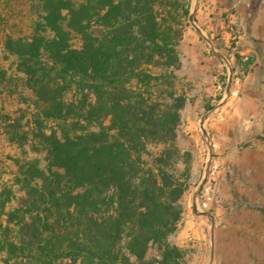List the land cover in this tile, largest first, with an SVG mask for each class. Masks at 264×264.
I'll use <instances>...</instances> for the list:
<instances>
[{
  "label": "trees",
  "instance_id": "obj_1",
  "mask_svg": "<svg viewBox=\"0 0 264 264\" xmlns=\"http://www.w3.org/2000/svg\"><path fill=\"white\" fill-rule=\"evenodd\" d=\"M27 1L32 34L4 47L30 102L0 116V127L43 158L16 160L17 193L0 192V264H186L169 237L187 190L174 169L184 160L187 176L191 159L177 145L186 98L176 90L182 34L172 22L188 7Z\"/></svg>",
  "mask_w": 264,
  "mask_h": 264
},
{
  "label": "rangeland",
  "instance_id": "obj_2",
  "mask_svg": "<svg viewBox=\"0 0 264 264\" xmlns=\"http://www.w3.org/2000/svg\"><path fill=\"white\" fill-rule=\"evenodd\" d=\"M182 2L189 14L178 10L171 20L182 34L187 74L176 84L186 98L177 145L191 159L187 176L184 160L174 169L187 190L169 242L187 250L186 264H264V0ZM34 19L29 1L0 0V116L28 110L31 93L4 43L30 37ZM37 157L11 144L0 127V192L17 193L16 160ZM156 258L151 248L147 259Z\"/></svg>",
  "mask_w": 264,
  "mask_h": 264
},
{
  "label": "crops",
  "instance_id": "obj_3",
  "mask_svg": "<svg viewBox=\"0 0 264 264\" xmlns=\"http://www.w3.org/2000/svg\"><path fill=\"white\" fill-rule=\"evenodd\" d=\"M182 61H184V59H183ZM181 71H183V67H181V69H180V71H179V72H180L179 75H180L181 77H184L185 75H187V74H185L184 72H181Z\"/></svg>",
  "mask_w": 264,
  "mask_h": 264
},
{
  "label": "water",
  "instance_id": "obj_4",
  "mask_svg": "<svg viewBox=\"0 0 264 264\" xmlns=\"http://www.w3.org/2000/svg\"><path fill=\"white\" fill-rule=\"evenodd\" d=\"M195 27L198 29V27L195 25ZM201 189V187L199 188V190ZM197 211V210H196ZM201 214H204V215H206V214H208L207 212H200Z\"/></svg>",
  "mask_w": 264,
  "mask_h": 264
}]
</instances>
